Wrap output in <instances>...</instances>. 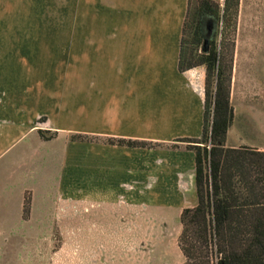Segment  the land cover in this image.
I'll list each match as a JSON object with an SVG mask.
<instances>
[{
    "label": "crops",
    "instance_id": "crops-1",
    "mask_svg": "<svg viewBox=\"0 0 264 264\" xmlns=\"http://www.w3.org/2000/svg\"><path fill=\"white\" fill-rule=\"evenodd\" d=\"M188 1L76 0L86 21L75 29H85L86 37L71 38L70 55L59 54L70 69L0 67L1 254L13 237L45 236L33 224L50 214L35 218L41 200L51 207L85 202L179 217L197 204L195 153L178 142L200 138L204 126L206 70H179ZM248 110L238 126L247 141L228 138L227 145L264 151V105ZM39 130L56 135L46 141ZM120 139L148 145L110 142ZM58 154L63 162L50 186L41 158ZM12 212L16 225L8 224Z\"/></svg>",
    "mask_w": 264,
    "mask_h": 264
},
{
    "label": "rangeland",
    "instance_id": "rangeland-1",
    "mask_svg": "<svg viewBox=\"0 0 264 264\" xmlns=\"http://www.w3.org/2000/svg\"><path fill=\"white\" fill-rule=\"evenodd\" d=\"M73 3L76 0H0V67L12 65L16 73L70 69L69 59L62 62L59 54L70 55L71 38L86 37V30H77L74 25L85 22L86 14L77 13ZM232 39L235 48L231 104L234 109L235 106L240 109L236 115L238 124L234 125L233 121L227 139L234 144L247 141L238 126L245 120L248 107L264 105V0H240L237 31ZM41 161L46 167L42 177L51 186L58 177L63 156H47ZM29 165L28 161L26 167ZM42 202L36 206L41 213L35 218L42 217L46 211L51 215L46 214V221L33 224L42 226L45 236L9 239L8 253H0V264H181L184 261L178 245L182 228L176 212L138 213L117 206L106 210L97 203L85 202L51 207ZM13 209L15 214L19 212L17 203ZM15 214L8 215L9 225L17 224ZM3 241L0 237V244Z\"/></svg>",
    "mask_w": 264,
    "mask_h": 264
},
{
    "label": "trees",
    "instance_id": "trees-1",
    "mask_svg": "<svg viewBox=\"0 0 264 264\" xmlns=\"http://www.w3.org/2000/svg\"><path fill=\"white\" fill-rule=\"evenodd\" d=\"M240 0H189L179 70L205 67L200 138L178 140L195 153L197 204L185 208L178 238L181 264H264V151L228 147L235 109L231 83ZM219 40V42H217ZM48 141L55 133L39 130ZM74 140H90L76 135ZM121 146L145 142L111 140ZM30 202L26 200L28 213Z\"/></svg>",
    "mask_w": 264,
    "mask_h": 264
}]
</instances>
